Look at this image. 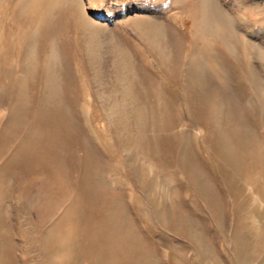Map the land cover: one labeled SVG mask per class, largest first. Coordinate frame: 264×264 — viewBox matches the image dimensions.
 Wrapping results in <instances>:
<instances>
[{"label": "rangeland", "instance_id": "obj_1", "mask_svg": "<svg viewBox=\"0 0 264 264\" xmlns=\"http://www.w3.org/2000/svg\"><path fill=\"white\" fill-rule=\"evenodd\" d=\"M0 264H264V0H0Z\"/></svg>", "mask_w": 264, "mask_h": 264}, {"label": "bare ground", "instance_id": "obj_2", "mask_svg": "<svg viewBox=\"0 0 264 264\" xmlns=\"http://www.w3.org/2000/svg\"><path fill=\"white\" fill-rule=\"evenodd\" d=\"M92 14L95 15L96 17L98 16V17H102V18H111V13L106 11V10H104L103 8H95L94 7V10L92 11Z\"/></svg>", "mask_w": 264, "mask_h": 264}]
</instances>
